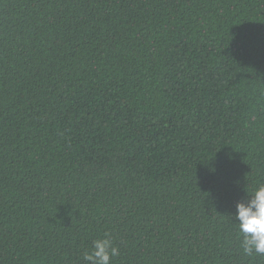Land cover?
I'll return each instance as SVG.
<instances>
[{"label":"trees","instance_id":"16d2710c","mask_svg":"<svg viewBox=\"0 0 264 264\" xmlns=\"http://www.w3.org/2000/svg\"><path fill=\"white\" fill-rule=\"evenodd\" d=\"M264 0H0V264H264Z\"/></svg>","mask_w":264,"mask_h":264},{"label":"clouds","instance_id":"9594fccd","mask_svg":"<svg viewBox=\"0 0 264 264\" xmlns=\"http://www.w3.org/2000/svg\"><path fill=\"white\" fill-rule=\"evenodd\" d=\"M234 219L244 254H264V185L248 193L246 200L235 204ZM118 255V248L106 233L92 241V248L84 253L83 259L89 264H111L112 258Z\"/></svg>","mask_w":264,"mask_h":264}]
</instances>
